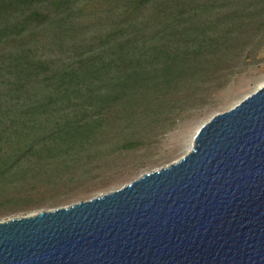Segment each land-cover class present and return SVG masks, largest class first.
<instances>
[{"label":"trees","instance_id":"obj_1","mask_svg":"<svg viewBox=\"0 0 264 264\" xmlns=\"http://www.w3.org/2000/svg\"><path fill=\"white\" fill-rule=\"evenodd\" d=\"M263 35L264 0H0V197L9 178L39 197L148 147Z\"/></svg>","mask_w":264,"mask_h":264},{"label":"water","instance_id":"obj_2","mask_svg":"<svg viewBox=\"0 0 264 264\" xmlns=\"http://www.w3.org/2000/svg\"><path fill=\"white\" fill-rule=\"evenodd\" d=\"M0 264H264V84L206 121L177 161L1 221Z\"/></svg>","mask_w":264,"mask_h":264},{"label":"rangeland","instance_id":"obj_3","mask_svg":"<svg viewBox=\"0 0 264 264\" xmlns=\"http://www.w3.org/2000/svg\"><path fill=\"white\" fill-rule=\"evenodd\" d=\"M263 84L264 45L253 61L243 66L240 73L231 75L225 85L205 97L204 101L181 108L175 114L174 125L166 132L159 133L152 144L122 155L110 167L95 170L94 177L68 183L62 189L54 188L47 192L42 189L39 197H29L26 192H29L31 183L8 176L12 183H8V191L0 197V222L111 192L149 171L177 161L192 148L196 132L206 121L214 114L230 109ZM113 158L106 156L101 161L107 162ZM92 164L96 165V159Z\"/></svg>","mask_w":264,"mask_h":264}]
</instances>
